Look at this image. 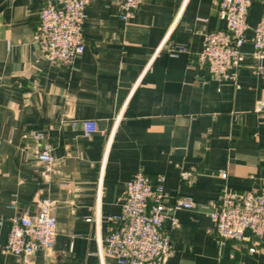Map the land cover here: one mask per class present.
Returning <instances> with one entry per match:
<instances>
[{
	"label": "crops",
	"instance_id": "obj_1",
	"mask_svg": "<svg viewBox=\"0 0 264 264\" xmlns=\"http://www.w3.org/2000/svg\"><path fill=\"white\" fill-rule=\"evenodd\" d=\"M46 1L0 0V264H17L2 251L9 218L40 199L53 202L56 234L31 264H118L101 239L137 172L163 177L177 220L164 221V264H264V234L220 243L207 212L170 210L180 196L206 203L264 186V61L257 69L250 41L264 1L248 10L235 82L210 78L198 58L203 34L225 26L214 0H142L128 21L110 0H89L85 48L70 65L49 62L32 40ZM85 119L97 121L89 137ZM32 131L47 133L49 165Z\"/></svg>",
	"mask_w": 264,
	"mask_h": 264
},
{
	"label": "built area",
	"instance_id": "obj_2",
	"mask_svg": "<svg viewBox=\"0 0 264 264\" xmlns=\"http://www.w3.org/2000/svg\"><path fill=\"white\" fill-rule=\"evenodd\" d=\"M117 6V16L123 21L133 18L142 0H110ZM264 0H214L218 16L224 21L223 29L205 32L199 60L205 64L209 77L215 80L235 82L245 55L242 46L246 41L249 8ZM89 0H47L40 8L39 19L32 40L40 53L53 63L70 65L85 48L83 23ZM252 57L257 69L264 61V16L253 29ZM182 48L172 45L170 53ZM256 111H264V103L257 102ZM83 134L91 136L97 130L95 119L81 121ZM31 134L42 142L37 154L40 161L49 165L53 157L48 135L41 131ZM191 172H181L187 179ZM225 177V174H222ZM163 177H150L137 172L126 182L124 199L117 214L107 217L108 231L101 239V249L113 256L118 264H164L171 251V243L164 229L169 219L165 206ZM53 202L36 201L33 211L25 210L9 218L10 229L2 251L14 255L17 264H31L30 257L37 251L52 250L55 239L56 219ZM196 209L208 213L212 227L220 243L226 240H242L249 232L259 239L264 234V186L258 190L233 192L223 190L216 200L198 203L191 196L175 198L170 210ZM91 221V218H86ZM255 248H249L254 252Z\"/></svg>",
	"mask_w": 264,
	"mask_h": 264
}]
</instances>
